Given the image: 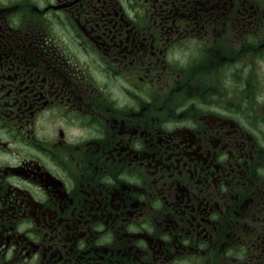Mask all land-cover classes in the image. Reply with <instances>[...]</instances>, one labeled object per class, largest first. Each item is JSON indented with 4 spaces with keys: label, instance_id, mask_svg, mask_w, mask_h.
<instances>
[{
    "label": "flooded vegetation",
    "instance_id": "obj_1",
    "mask_svg": "<svg viewBox=\"0 0 264 264\" xmlns=\"http://www.w3.org/2000/svg\"><path fill=\"white\" fill-rule=\"evenodd\" d=\"M0 264H264V0H0Z\"/></svg>",
    "mask_w": 264,
    "mask_h": 264
}]
</instances>
